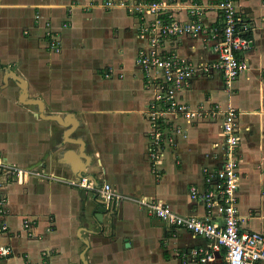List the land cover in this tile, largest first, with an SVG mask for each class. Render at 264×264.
Returning a JSON list of instances; mask_svg holds the SVG:
<instances>
[{
  "label": "crops",
  "instance_id": "1",
  "mask_svg": "<svg viewBox=\"0 0 264 264\" xmlns=\"http://www.w3.org/2000/svg\"><path fill=\"white\" fill-rule=\"evenodd\" d=\"M118 1L0 0V155L23 172L19 178L0 171L7 198L0 246L12 248L0 264H181L187 252L208 248L206 239L163 221L141 201L206 216L190 190L208 189L204 169L224 162L229 105L239 117L242 229L264 234V0H236L250 47L240 54L248 68L233 81V93L219 70L191 76L177 98L201 115L166 118L183 130L158 164L149 154L154 92L137 63L152 18ZM217 3L181 0L170 14L192 22L189 8L199 4L211 30L222 24ZM214 42L205 33L183 34L166 38L162 51L201 68L218 59ZM105 183L120 201L101 199ZM212 255L208 264L224 263V249Z\"/></svg>",
  "mask_w": 264,
  "mask_h": 264
},
{
  "label": "built area",
  "instance_id": "2",
  "mask_svg": "<svg viewBox=\"0 0 264 264\" xmlns=\"http://www.w3.org/2000/svg\"><path fill=\"white\" fill-rule=\"evenodd\" d=\"M180 1L123 0L117 2L118 6L128 12L152 18V22L142 29L144 34L150 32L151 35L147 46L139 51L137 63L144 73L149 89L154 92L148 109L151 123L149 154L153 164L161 162L164 148L174 144L176 134H182L183 129L180 126L165 124L166 118L171 114L187 119L201 115L198 110L192 109L177 98L178 92L185 87L190 77L199 71L219 70L223 74L228 92L232 94L233 81L248 68V62L240 57V54L250 47V40L244 36L250 27L240 15L236 0H218L217 8L220 10L222 24L211 30L204 28L203 14L206 7L199 4H193L189 8V14L195 17L194 21L181 23L173 18L170 12ZM105 4L116 5L113 1H107ZM200 33L208 34V38L215 41L213 51L218 59L209 63V66L200 68L174 52L162 51V45L168 37ZM53 40L52 47L58 51L59 42ZM222 129L225 155L222 166L213 171L204 169L208 189L200 192L196 187H192L190 190L193 200H200L205 204L206 216L179 214L168 205L152 200L141 201V204L147 206L157 217L170 225L183 227L193 235L207 240L208 248H196L187 252L182 257L181 264H208L214 259L212 251L220 249L225 250L223 264H264V234L242 229L239 211V117L236 109L231 105L224 110ZM0 171L6 175L23 174L21 169L10 168L5 164L1 155ZM72 183L76 184V181ZM80 184L90 187L86 179H82ZM98 193L106 203L122 199V196L117 194L108 183L103 184L98 189ZM6 203L7 198L0 192L2 215L7 212ZM215 213L219 214L220 218H216ZM25 227H30L29 220L25 221ZM5 230L7 225L3 224L1 231ZM11 254V246H0V256L7 257Z\"/></svg>",
  "mask_w": 264,
  "mask_h": 264
},
{
  "label": "rangeland",
  "instance_id": "3",
  "mask_svg": "<svg viewBox=\"0 0 264 264\" xmlns=\"http://www.w3.org/2000/svg\"><path fill=\"white\" fill-rule=\"evenodd\" d=\"M47 27H48V26H47ZM49 27H50V26H49ZM49 27H48V28H49ZM55 52H56V50H55ZM57 52H58V51H57Z\"/></svg>",
  "mask_w": 264,
  "mask_h": 264
},
{
  "label": "water",
  "instance_id": "4",
  "mask_svg": "<svg viewBox=\"0 0 264 264\" xmlns=\"http://www.w3.org/2000/svg\"><path fill=\"white\" fill-rule=\"evenodd\" d=\"M99 218H100V216H99Z\"/></svg>",
  "mask_w": 264,
  "mask_h": 264
}]
</instances>
